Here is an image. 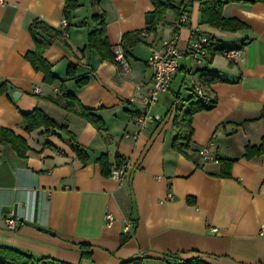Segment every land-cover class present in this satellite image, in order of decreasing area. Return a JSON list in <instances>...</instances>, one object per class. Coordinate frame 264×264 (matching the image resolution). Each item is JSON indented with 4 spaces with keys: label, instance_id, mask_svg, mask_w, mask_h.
<instances>
[{
    "label": "crops",
    "instance_id": "crops-1",
    "mask_svg": "<svg viewBox=\"0 0 264 264\" xmlns=\"http://www.w3.org/2000/svg\"><path fill=\"white\" fill-rule=\"evenodd\" d=\"M76 1L66 26L64 0L0 1V128L11 129L27 145L19 155L0 141V245L69 264H119L138 256L148 258L145 264H161L157 260L167 254H199L210 264H264V154L244 156L245 146L259 144L264 134L259 117L264 104V2L226 3L221 14L242 23L229 31L202 23V0H191L188 20L177 29V45L184 51L177 71L168 90L148 107L163 119L141 127L137 115L145 106L138 95L147 91L152 76L146 60L176 31L173 8L149 31L145 15L154 9L150 0ZM93 14L104 15L112 51L121 46L123 33L141 31L144 41L125 55L128 71L87 47V33L97 27ZM34 19L67 31L42 56L79 104L101 118L104 130L58 105L52 99L59 97L58 81L46 82L44 73L25 58L34 48L29 31ZM196 32L236 50L234 58L221 52L192 59L185 50ZM68 65L75 66L73 77L66 75ZM200 71L216 79L204 82ZM79 77L87 82L77 87ZM196 86L202 95L194 91ZM193 92L214 99L215 105L192 115L189 148L183 153L172 142L178 106ZM35 106L67 121L86 161L77 157L66 133L24 129L20 112ZM209 140L215 160H203L198 153ZM100 154H106L110 166L116 155L129 163L128 177L103 174L96 161ZM221 160H231L226 176L221 175ZM106 213L113 216L110 224ZM9 218H15V228L7 225ZM128 222L130 230H125ZM82 242L90 246L89 259H81Z\"/></svg>",
    "mask_w": 264,
    "mask_h": 264
},
{
    "label": "trees",
    "instance_id": "trees-1",
    "mask_svg": "<svg viewBox=\"0 0 264 264\" xmlns=\"http://www.w3.org/2000/svg\"><path fill=\"white\" fill-rule=\"evenodd\" d=\"M154 6L152 11H149L145 15L146 29L149 31H154L157 24L163 23L165 21V14L168 8H173L176 21L178 20L181 12L187 14L191 4V0H150ZM264 2V0H202L199 5L200 11V21L202 23H208L222 30L235 31L242 26V23L235 19L224 17L221 14L222 8L226 3L229 2ZM78 6L76 0H64L63 6V16L66 20V25H68V20L71 17L72 11ZM92 19L97 22V27L90 30L87 33L86 45L89 48L95 49L102 59H114V52L111 50L110 43L108 41L106 31H105V18L103 14H93ZM187 20L180 24V26L186 24ZM176 24V22H175ZM176 30L178 27H176ZM29 31L34 41V48L25 54V58L31 63L35 69H39L44 73V79L46 82L53 83L58 81L59 83V97L52 98L58 105L68 111H74L77 115L90 121L97 129L104 130V124L101 118L94 114L90 109L85 108L79 104L77 98L74 94L66 90L65 84L62 79H59L51 71V64L42 56L43 51L54 41L56 38L60 37L62 32L57 30L53 26L45 23L42 20L34 19L29 25ZM207 36V35H206ZM144 41V37L141 31H129L125 32L121 36V47L123 53L126 55L129 49L138 42ZM206 56L210 59L215 53L224 52L226 49L220 46L218 42L212 36H207V43L205 44ZM229 50V49H227ZM74 65H68L66 70V75L68 77L74 76ZM199 76L202 81L210 82L216 79L213 74H208L205 71H200ZM87 82L86 77H79L75 80V85L80 87ZM3 83L0 84V90L3 89ZM215 105V100H207L200 98L195 92H193L188 98L182 100L178 106L176 128L177 133L173 139L172 146L174 149L181 151L183 153L189 148V140L192 133L191 118L195 112L200 110L210 109ZM23 121L24 129L27 131L44 127L45 129H57L60 130L70 138L71 148L75 151L77 157L81 161H86L88 156L85 150L77 144L75 141L74 134L69 130L67 121H57L51 117L44 109L39 106L33 107L32 110L28 112H20ZM264 119V104L261 108L260 116ZM0 141H6L13 146L15 151L19 155H24L27 149L25 140L20 136L15 134L11 129L0 128ZM264 154V134L261 138L259 144L246 145L244 156L250 158L255 155ZM116 164H121L122 159L120 156L116 155ZM96 161L99 163L100 171L108 175L110 169V163L106 154H100ZM231 160H221L222 172L221 175H228V170L226 169ZM81 259H89L91 257L90 246L86 242L80 243ZM148 258L138 256L132 257L121 261L119 264H145ZM161 264H210L205 259H203L199 254L190 256L188 258H182L177 254H167L164 259H158ZM47 262L48 264H69L56 260L54 258L46 257H33L23 251L17 250L12 247L0 245V264H43Z\"/></svg>",
    "mask_w": 264,
    "mask_h": 264
},
{
    "label": "built area",
    "instance_id": "built-area-1",
    "mask_svg": "<svg viewBox=\"0 0 264 264\" xmlns=\"http://www.w3.org/2000/svg\"><path fill=\"white\" fill-rule=\"evenodd\" d=\"M2 1V0H0ZM187 20V14L181 12L178 20L176 21V27H180V24L184 23ZM63 26H66V20H62ZM62 33L67 35V31L63 30ZM207 43V36L203 33L196 32L191 42L189 43L187 49L185 50L192 59L199 61L202 57L206 55L205 44ZM114 59L118 63L119 68L123 71H128L129 64L123 53L122 47L119 45L114 48ZM184 51L179 48L177 45V30L167 38L161 40L160 44L154 48L150 55L148 56L146 63L152 72L151 82L148 86L147 91L144 94H139V98L145 106L139 114L137 115V124L141 127L145 126L148 122L151 121H161L163 118L159 114H152L148 111V107L156 103L160 95L166 92L169 88V83L177 71L178 68V59L183 55ZM224 54L229 58H234L236 50L229 49L225 50ZM141 84H137L136 88L139 89ZM38 88H35L37 90ZM194 91L198 95H202V89L199 86L194 88ZM214 148V143L212 140H209L207 144L201 147L198 150L200 157L203 160H215L214 155L211 153V150ZM130 164L122 162L121 164H112L109 169L108 176L114 179H123L127 178L129 175ZM169 199L173 198L171 193L167 194ZM105 218L110 224L113 220L111 213H106ZM7 225L10 228H15L16 220L15 218L7 219ZM131 223L128 222L125 226V230H130ZM264 227V226H263Z\"/></svg>",
    "mask_w": 264,
    "mask_h": 264
},
{
    "label": "water",
    "instance_id": "water-1",
    "mask_svg": "<svg viewBox=\"0 0 264 264\" xmlns=\"http://www.w3.org/2000/svg\"><path fill=\"white\" fill-rule=\"evenodd\" d=\"M17 95H19V94H18V92H16V91H14V92L12 93V97H13V98H16Z\"/></svg>",
    "mask_w": 264,
    "mask_h": 264
}]
</instances>
